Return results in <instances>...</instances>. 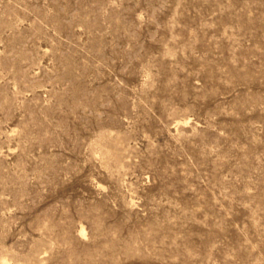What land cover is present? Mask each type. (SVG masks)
<instances>
[{"label": "rangeland", "instance_id": "1", "mask_svg": "<svg viewBox=\"0 0 264 264\" xmlns=\"http://www.w3.org/2000/svg\"><path fill=\"white\" fill-rule=\"evenodd\" d=\"M0 264H264V0H0Z\"/></svg>", "mask_w": 264, "mask_h": 264}, {"label": "bare ground", "instance_id": "2", "mask_svg": "<svg viewBox=\"0 0 264 264\" xmlns=\"http://www.w3.org/2000/svg\"><path fill=\"white\" fill-rule=\"evenodd\" d=\"M103 135V134H102ZM5 261V260H4ZM7 261V260H6Z\"/></svg>", "mask_w": 264, "mask_h": 264}]
</instances>
